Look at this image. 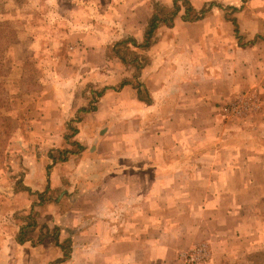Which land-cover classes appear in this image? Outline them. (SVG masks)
Masks as SVG:
<instances>
[{
	"label": "rangeland",
	"instance_id": "rangeland-1",
	"mask_svg": "<svg viewBox=\"0 0 264 264\" xmlns=\"http://www.w3.org/2000/svg\"><path fill=\"white\" fill-rule=\"evenodd\" d=\"M173 2L0 0V264H117L84 250V244L94 241L99 232L95 227L88 240L83 235L84 228L90 227L83 212L91 205L82 198L80 176L83 178L81 172L86 170L79 172V163L92 160L104 167L101 163L108 160L146 162L166 156L204 161L217 157L212 148L218 142L236 146L219 151L221 161L239 164L248 160V173L244 167L236 173L228 168L238 177L233 184L214 188L212 183L190 182L185 195L179 194L182 198L160 200L162 204L167 201L170 208L166 212L156 208L151 222L181 223V231L168 232L177 241L159 239L158 230H153L151 240L142 237L132 254L131 247H125L123 264H264V71H258L257 63L259 56L264 58V22L257 21L261 16L264 20V0H189L197 12L209 9L200 20L207 22L205 30L227 31L225 21L232 33L235 27L229 20L236 18V44L244 49V54H236V65L222 59L220 63L222 48L215 43L214 50L205 46L214 61L206 62L201 71H185L179 63L165 65L163 61H159L158 70L151 69L153 56L159 58L160 53L173 48L180 32L197 31L182 19L183 0L174 26L157 33L158 43L164 44L152 53L136 50L145 57L143 69L129 68L115 55H108L109 49L125 39L142 43L155 6L171 8ZM249 36L251 40H247ZM253 46L258 48L256 53L250 51ZM122 55H126L124 49ZM123 82L138 86L143 105L149 106L139 108L133 101L138 89L131 86L126 93L127 113L125 117L119 114L115 96ZM157 82L165 85L169 96L185 101L180 106H189L196 98L213 105H205L202 114L177 107L173 118L151 123V90L160 89L152 88L151 83ZM106 87L112 89L113 98H108L98 114L85 112L97 106V94ZM231 106L234 112L225 116L223 108ZM198 126L203 128L199 136L193 130ZM243 128L246 131L239 132ZM72 135V142L84 145L86 155L70 156L48 174L51 152L58 156L62 150H77L67 143ZM197 169L188 167V174L208 173L207 167ZM23 186L30 192L21 191ZM178 190L175 187V192ZM44 192L45 201H40L38 193ZM207 203L216 208L207 209ZM30 215L37 222V228L29 230L32 240L39 242L46 234L52 244L39 247L30 243L25 249L5 237L18 228L20 232L29 224ZM56 228L60 246L55 243ZM74 240L78 243L75 247ZM199 245L208 248L206 261L187 263L181 259V254ZM161 250L166 254L159 253ZM65 251L69 258L60 262Z\"/></svg>",
	"mask_w": 264,
	"mask_h": 264
},
{
	"label": "crops",
	"instance_id": "crops-1",
	"mask_svg": "<svg viewBox=\"0 0 264 264\" xmlns=\"http://www.w3.org/2000/svg\"><path fill=\"white\" fill-rule=\"evenodd\" d=\"M206 20L207 19H205V21ZM257 21L259 23L264 22L263 16L258 18ZM206 24L207 22L204 21L187 23V27H191L189 29H195L197 31L180 32L179 41L174 43L173 48H167L165 52L159 54V58L155 57L156 55L153 56L151 60V69L158 70L159 61H163L165 65L166 63L170 65L179 63L182 66L181 68L185 71H201L204 69V64L206 62L209 63V61H214L213 57L209 55L208 50H205V46H207L208 49H210V47L213 49L215 43L222 48L220 59L218 58L220 63L222 59V61H226L228 65H236V63L239 62L236 60V54H244V49H240L236 44L235 29L233 30L234 32L231 33V26L225 21L223 22V27L227 29V31L222 32H219V30L215 28L213 30H205ZM176 38L178 37H175V39ZM207 39H209V41H207ZM251 39V36L247 37V40ZM158 42L150 49L151 53L158 49L160 45L164 44L162 41L160 43ZM253 45H255V43ZM257 49L256 46H253L250 51H255L256 53ZM176 54L178 57L174 56ZM211 54L213 55L214 53ZM169 56H173L174 58L172 57L173 59L171 58L172 60H169ZM258 58V71H264V58L262 55ZM186 75L187 74H185V76ZM151 87L160 88L158 91L151 90V123H155L157 119L173 118L178 111L176 110L177 107H180L184 112H189L190 109V111H192L191 113H197L199 110L202 114L204 106L211 103L203 98H196V100L191 102V105L187 106L183 104V106H180V103L185 101L179 100V97H172L173 95L169 96V90H166L163 83H151ZM129 88L132 87L129 85L125 86L120 89L119 95L115 96L116 102L120 104L118 107L119 114L123 117H125L127 113L126 111L124 112L125 106L129 104V100L126 98V93L129 91ZM107 92L97 102V109L92 111L94 115L98 114L108 98H113V96H111L112 94H110L109 91ZM133 101L139 104V108L149 106L143 105L142 101L138 99L137 94L133 97ZM177 104H179V106H177ZM211 104L213 105V103ZM193 130L196 131L199 136V131L203 130V128L198 126L193 128ZM242 130L246 131V129L243 128L239 129V132ZM155 146L156 144L153 147ZM214 146L212 150L216 151L217 157L204 159V161H198L197 159L189 161L187 158L182 157L169 159L165 154L166 158L161 160L151 158V160H146V162L136 160L103 161L101 164L104 165V167L99 164L94 165V161L92 160V162L79 161V172L83 169L86 170V173L81 172L83 178L80 176V181L84 183L82 198L86 200V204L91 205L87 206V208L85 207L83 212L87 219V226L90 225V227L84 228L83 235L88 240V237L90 238L92 233H95V227L96 231L99 232L94 241L89 239V241L84 244V250L90 251V256L94 255L105 262L123 264L126 260L124 258L125 247H131L130 253L132 254V248L137 246L142 237H146L145 241L151 240V231L153 230H158V234H160L159 239H162L163 236L169 243L176 242L177 240L171 236L172 234L169 236L168 232L173 230L181 231L183 228L181 223L163 225L151 222V214L154 213L156 208L164 212L170 208L167 201L162 204L160 200H170L172 198L176 200L182 198V195L179 194L185 195L187 185L190 182L202 184L212 183L214 188L226 187V184H233L238 181L236 174H231V172L236 173L241 167H244L247 173L249 171V169L246 168L251 165L248 160H243L241 163L238 162L239 164H236L234 161L223 163L220 156L218 157L219 151L225 148L231 150L236 147L235 144L233 145L231 142H218L215 143ZM181 149L180 147V151H182ZM81 153L86 155V149ZM165 153L169 154L168 150ZM71 157V159H77L76 155H72ZM188 167L198 168V171L207 167L208 173L206 175L196 174V177H192L188 174ZM218 168L221 170L218 171ZM222 168L227 169L222 170ZM228 168L231 169V172L227 171ZM133 170H137V172L133 173ZM175 187H179L177 192H175ZM183 188H185L184 191H182ZM97 200H99L98 203ZM205 206L207 209L216 208V206H209L208 203L205 204ZM140 216H143L142 221H140ZM92 223L96 225L94 226ZM18 232L19 228L15 233L13 232V235H7L5 237L11 241L12 245L17 247L24 246L26 249L27 245L32 242L27 241L24 244H19L16 240ZM87 232H89V234ZM5 237H3V240ZM154 240H156V238H154ZM50 244H52V241L50 238H47L37 245L43 247ZM77 245L78 243L74 240L73 247ZM155 245L157 246V244ZM96 249H98L99 252H97ZM85 251L84 253H86ZM159 253L166 254V250H161ZM169 255L171 254L167 256ZM173 255H176V253Z\"/></svg>",
	"mask_w": 264,
	"mask_h": 264
},
{
	"label": "trees",
	"instance_id": "trees-1",
	"mask_svg": "<svg viewBox=\"0 0 264 264\" xmlns=\"http://www.w3.org/2000/svg\"><path fill=\"white\" fill-rule=\"evenodd\" d=\"M180 1L181 0H174L173 2V6L171 8L166 7V6H155L154 8V12L152 14V16L150 17V19L147 21V25L145 28V32H144V36H143V41L142 43H139L135 38H131V39H125L121 42H118L115 44V47L113 49H109L108 55L111 56V54L115 55V57H118L121 62L123 64H125V66L129 67V68H133L135 70H141L144 68V59L145 57L143 56V54L139 55L136 50L139 49L140 51L143 52H148L150 51V49L157 44V42L159 41V38L157 36V33L160 29L162 28H172L175 24L176 19L178 18L180 12L182 11V6L180 5ZM183 5H185L184 7V15L182 16V19L186 22H197L202 20L205 15L208 13V10H202L200 12H197L193 9V6L191 5V3L189 2V0H183ZM212 7L215 6V4L211 5ZM233 23V26L235 27V33L236 35L239 34V26L237 23L236 18H234L233 20H229ZM122 49H124L126 51V55L123 56L122 55ZM142 52V53H143ZM128 56H130L132 59L129 61ZM132 86L137 91V96L139 100H142L143 102V98L142 95H140L139 93V87L138 86H134L131 83H127V82H123L121 83L116 89H122L125 86ZM112 90L111 88H104L102 91H100L97 94V97L100 99L102 98L107 91ZM93 103V102H92ZM97 108L93 107L89 110H86L85 112H90V111H95ZM77 130H75L74 134L76 135ZM74 135H72L71 137H67V143L71 144V146L73 147H77V150H62L58 152V156H55L53 154V152L50 153L49 157L50 160L52 162L51 165L48 166V174L50 173L51 168L56 165L59 162H66L68 161L69 157L72 155H78L81 152H83V146L81 144H79L76 141L72 140L74 139ZM72 139V140H71ZM20 190V189H19ZM28 191L30 192L29 188H27L26 186H23L21 191ZM44 193H38V198L40 201H45L44 198L46 197ZM28 220H30L29 224H27L26 226L21 227L20 232L18 233L16 240L19 244H24L27 241H31L32 244L37 245L39 243H42L44 240H46L48 238V235H42L40 238V241L38 242H34L32 240V238L30 237V232L29 230L31 228H37V222L34 218H32V215H30L28 217ZM43 229H47V226H43ZM56 234H55V240H56V245L60 246L61 244L59 243V237H58V233H59V228H56ZM64 250V249H63ZM69 255L67 254V252L65 251L64 253V258L60 260V262H64L65 259H68ZM59 261V260H58Z\"/></svg>",
	"mask_w": 264,
	"mask_h": 264
},
{
	"label": "built area",
	"instance_id": "built-area-1",
	"mask_svg": "<svg viewBox=\"0 0 264 264\" xmlns=\"http://www.w3.org/2000/svg\"><path fill=\"white\" fill-rule=\"evenodd\" d=\"M233 107L223 108V113L225 116H231L234 112ZM209 258V251L206 245H199L195 247L191 252L181 254V259L187 263H199L206 261Z\"/></svg>",
	"mask_w": 264,
	"mask_h": 264
}]
</instances>
